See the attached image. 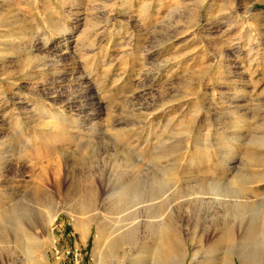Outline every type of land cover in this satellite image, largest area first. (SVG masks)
<instances>
[{"label": "rangeland", "instance_id": "374dc122", "mask_svg": "<svg viewBox=\"0 0 264 264\" xmlns=\"http://www.w3.org/2000/svg\"><path fill=\"white\" fill-rule=\"evenodd\" d=\"M0 11V264H95L113 243L137 257L114 232L126 224L112 215L123 178L132 190L165 182L171 211L186 212L185 264L190 245L196 264H240L242 248L264 264L249 243L199 245L223 204L187 202L215 186L244 202L243 225L264 227V0H0ZM85 88L89 121L64 105ZM78 183L103 200L83 232ZM35 194L58 213L34 230L27 261L6 234Z\"/></svg>", "mask_w": 264, "mask_h": 264}, {"label": "bare ground", "instance_id": "6f19581e", "mask_svg": "<svg viewBox=\"0 0 264 264\" xmlns=\"http://www.w3.org/2000/svg\"><path fill=\"white\" fill-rule=\"evenodd\" d=\"M43 65L44 64H42V66ZM80 79L81 78H77V80ZM78 92H76L78 94V96L76 95L77 97L67 98L66 102L64 101L65 103L64 105L68 109H70V111L73 110L74 108L79 109L80 110L79 115H81V117L84 118V121L85 120L89 121L90 120L89 113L96 110L97 104H92L91 102H89L90 99L89 94H91L90 88H85L83 90H80L79 93ZM49 94L51 95L55 93L51 92ZM57 97L59 98L60 96L57 94L56 98ZM125 179L124 178L121 179L122 182L120 184V187L118 190L115 191V197L114 198L112 197L113 199L112 215L119 216V218L121 217L122 220L119 219V221L121 220V222H124L126 224L119 226L115 231L114 230L113 231L118 235L123 233L124 235H127V237H129L126 246H128L129 248L128 250L130 251V255L135 251L137 253V257L130 259L128 258V256H126L127 255L126 253H123L124 257H117L116 256L117 243L116 244L113 243L110 244L108 252H106V254H104L101 257L99 256V258L95 260V264H185L189 252L186 249L185 242H183L184 240L183 241H181L182 239L179 240L177 238L178 235H176V233L181 232V228L183 224H185L186 226L188 224L187 223L188 221L184 220L186 212L183 211L181 208H176L177 209L176 212L171 211L168 204L170 197L169 195L171 193L168 195L166 193V191L168 192V190L163 189L165 182L162 181L160 182L161 184H157V185L153 184L154 186L152 185V183H150V185H148L146 188L144 186L145 184H143V182L140 181L142 182L143 187L141 185L140 186L141 188L138 189L134 188V190H132L130 189L132 186L130 188L128 186L129 180H125ZM72 188L73 190L71 191V198L74 201V206L71 208V211L73 212V215H76L78 217H83L80 220H77L75 223L76 229L79 232H83L84 228L87 229L90 223L96 221L95 220L96 215L94 213H97L98 206L100 205V203H102L103 200H100V197L98 196H93V188L88 184L78 183ZM212 188H213L212 191L206 193L208 197L203 198L200 196L201 197L200 198L199 195L198 197H195L193 195L194 197L187 201L189 203L190 202L196 203L199 200L200 202L202 201L208 203L207 206H209V204L210 205L223 204L222 207L223 211L219 216L220 219L216 220L215 223L216 225L214 226V234L211 233V235H207V231L204 232V234L200 236L199 245H201L203 242L207 240L206 236H210L212 238L215 237L216 241H220L222 239L229 247L230 246L232 247L233 245H237V244H239L242 247L243 245H245V243H249L254 247L264 248V227H261L260 229L257 230V228L256 229L255 227L253 228V226L250 223H248V225H243L241 222V217H243L241 214L244 215L245 213L244 202L231 200V198L236 199L237 196L222 197L218 194L217 191L218 189L215 186H212ZM108 199L111 201L110 196L108 197ZM28 202L30 203V205L32 204L33 206H35L34 208L33 207L29 208L31 209L30 216L28 215L26 216L27 212H21L22 213L21 216H19L20 213L17 217L14 216L13 221H11V225L9 224L10 225L9 233L7 232L8 234L6 235L8 236L7 237L8 241L11 242L13 247L22 248L27 258V261H30L33 257V256L31 257V255L34 253L35 249L37 251V249L40 247L38 245L37 240L41 239V234L38 235L34 234V230L39 229L40 233L43 234V230L47 229L54 223L58 210H56V208L54 209L52 206L46 208L45 204L47 201H45V199L42 198V196L39 194L30 196ZM178 204H179L178 207H180L182 203L180 202ZM46 206L48 205L46 204ZM42 208H44V210L39 212L38 209H42ZM15 215L17 214L15 213ZM233 219H237L238 223L236 228L230 230L229 228H227V225L228 223H231L230 221H233ZM211 221L213 222V220ZM96 226H97L96 228L99 231H102L100 230L101 228L100 226H102V224L100 226L99 225ZM190 246H191L190 248L191 256L189 257L190 258L189 262L190 264H196L197 256L199 254L197 252V249L194 250L193 245ZM242 249L239 250L241 253H238L237 255L239 263L256 264V262H254L255 260H252L253 256L252 257L246 256L245 253H242L244 252L241 251ZM222 264H231V260L227 256H225Z\"/></svg>", "mask_w": 264, "mask_h": 264}]
</instances>
